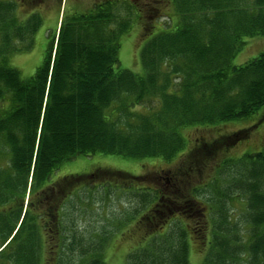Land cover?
<instances>
[{"label": "trees", "instance_id": "1", "mask_svg": "<svg viewBox=\"0 0 264 264\" xmlns=\"http://www.w3.org/2000/svg\"><path fill=\"white\" fill-rule=\"evenodd\" d=\"M39 8L21 17L16 0H0V264H107L112 234L81 232L75 199L82 192L95 196L96 190H86L97 178L93 173L125 187L151 175L97 168L72 173L66 181L76 189L64 199L61 219L55 208L62 193L53 177L79 156L171 161L187 147L183 128L221 127L253 116L264 106V52L240 65L233 59L245 39L264 36V0H95L85 11L71 7L50 37L43 62L24 78L9 56L33 46L43 24ZM134 21L145 36L158 31L141 51L144 74L119 66L121 37ZM251 130L217 138L205 156ZM199 148L184 156L187 174L203 162L204 147ZM219 175L207 186L214 188L206 200L213 223L200 264H264V151L226 159ZM110 183L101 184L104 195L115 189ZM154 191L134 193L143 206L136 212L147 210L139 225L145 223L149 236L128 253L126 264H190V232L183 221L156 234L154 220L180 206L182 218L197 223L192 232L198 237L208 227L201 218L193 220L196 208L173 205ZM189 191L199 195L201 189ZM237 196L244 210L233 217ZM69 202L72 209L66 211ZM51 208L53 213L46 212ZM46 219L53 228L61 225L59 231L50 232Z\"/></svg>", "mask_w": 264, "mask_h": 264}, {"label": "rangeland", "instance_id": "2", "mask_svg": "<svg viewBox=\"0 0 264 264\" xmlns=\"http://www.w3.org/2000/svg\"><path fill=\"white\" fill-rule=\"evenodd\" d=\"M16 1L19 16L25 17L39 4V9L43 17V24L35 35L33 46L28 50L19 51L9 56V64L18 69L22 77L27 78L32 76L37 67L43 62L50 37L53 35L54 30L58 29V24L64 14L71 11L68 8L72 7L80 11H85L95 0H64L62 5L58 0H36L37 2L35 4L33 0H31V3L29 0ZM58 10H60V15L57 17ZM163 11L167 12L168 10L163 9ZM164 19V15H162L156 25L159 27L162 26L159 21L162 20L163 22ZM157 32L155 30L153 33L145 36L139 28V22L134 21L132 30L121 37V49L119 53L120 68L130 69L135 73L144 74V68L141 62V51L144 44ZM245 41L246 45L233 59V63L236 65L244 64L264 52V36L247 38ZM220 125L223 126L215 128L190 126L183 128L182 134L186 139L187 147L171 161L161 158L135 160L120 156L97 154L89 157L79 156L61 165L56 175L74 174L78 171L88 172L95 168L107 171L117 169L126 171L132 175H140L142 173L151 175V179L145 180L144 182L127 181L129 184L127 187L121 186L117 180L108 179L111 182L110 185L115 186L111 195H104V191L102 190L101 184L107 183V179L90 180L86 184V190H96L95 196L89 199L87 192H82L80 194L81 198L75 199L74 197V206L80 211L76 223L81 232L86 231L87 234H92L95 232L102 233L103 230H106L112 234V239L108 242L104 255V260H106L107 264H126L128 253H131L145 239H148L149 233L144 230L145 223L139 225V220H142L147 210L136 212L137 208L143 206L139 205L138 200L134 197V193L143 188L153 193H155L154 190L161 191V194L166 196L165 201L172 199L173 202L171 203L173 205H181L184 203L186 209L194 208L191 210L193 211L196 208L195 211H197L200 208L204 212V215L197 212V216L193 219L201 218L206 228L208 227L206 235L202 234L201 237L199 236L200 238L196 233L192 232V228L197 227V223L192 221V219L184 220L182 218L183 214L180 212L182 210L180 206L168 216L154 220V223L158 224L155 226L156 229L152 231L153 233L156 232V234H165L168 228L177 223V220H182L183 226L188 228L190 232L191 250L193 251L190 264H200L202 262L207 253L209 241L211 240V225L213 223L210 214L211 208L206 200L209 199L214 188H208L207 186H213L212 181L220 178L219 169L226 159H237L246 153L264 151V106L247 119L229 121L221 123ZM250 127H252V130L247 138L239 139L233 144H227L221 147L216 155L205 156V154H209V150L217 138L223 140L239 129H247ZM198 140H203L206 144L200 143ZM199 143L201 144V148L204 147L203 153L199 154L203 162H199V170L195 169L192 173L187 174L185 167V170L181 168V165L186 159L184 156L193 147H198ZM165 178H170V183ZM193 186L201 189L199 195H191L189 190ZM244 204L243 200L238 198V196L234 199L232 203L234 209L232 211L233 217H239V213L244 210ZM66 206L65 210L71 211L72 204L69 202ZM132 216L135 217L130 221L129 219ZM150 225L148 226L146 224V227H150Z\"/></svg>", "mask_w": 264, "mask_h": 264}, {"label": "flooded vegetation", "instance_id": "3", "mask_svg": "<svg viewBox=\"0 0 264 264\" xmlns=\"http://www.w3.org/2000/svg\"><path fill=\"white\" fill-rule=\"evenodd\" d=\"M200 140H198V142H199ZM199 146H200V144L198 145V147H193V150L195 151V152H197V151H199ZM186 163V162H185ZM79 174H89V173H79ZM70 176H72V175H70V174H68V175H64V174H58L57 176H55V177H53V180L56 182L55 183V188L56 189H58L59 190V192H61L62 193V195H61V198L59 199V201H58V204H57V206H56V208H55V210H56V213H57V215H58V219L60 218L61 219V216H62V212H63V209H62V207H63V202H64V199H67L68 197H69V194L71 193V192H73V190L74 189H76L75 187H71L70 188V184H68L67 183V181L66 180H69V177ZM99 176V173H97V174H92L90 177H92V178H94V177H97V178H95V179H100L101 177H98ZM78 180H81V178H77V180L76 181H78ZM61 181V182H60ZM75 183V182H74ZM73 183V184H74ZM57 184V185H56ZM77 185H78V188H80V185L82 186V185H84L83 183H81V182H79V183H77ZM77 188V189H78ZM52 189V188H51ZM54 189V188H53ZM48 195H50V194H48ZM46 196V198L47 199H49V196ZM54 207V206H53ZM50 211V212H49ZM46 212H49V213H53V209L51 208V209H49L48 211H46ZM197 212H200L202 215H204V212L202 211V210H197ZM39 213H41V212H39ZM56 219L55 218H53V221H55ZM53 221H50L49 219H46L45 220V224H46V226L48 227V229H49V231L50 232H54L53 230H56V232H58L59 231V228H61V225L59 226V225H57L56 226V228L54 229L53 227H52V223H53ZM60 243H61V241H59ZM58 242V243H59ZM57 247H59V246H57ZM55 248H56V246H55Z\"/></svg>", "mask_w": 264, "mask_h": 264}]
</instances>
